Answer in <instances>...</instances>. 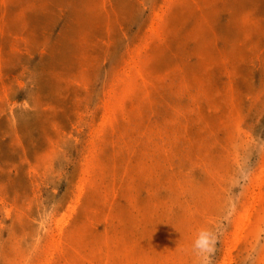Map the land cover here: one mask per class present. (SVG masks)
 <instances>
[{
    "label": "rangeland",
    "instance_id": "1",
    "mask_svg": "<svg viewBox=\"0 0 264 264\" xmlns=\"http://www.w3.org/2000/svg\"><path fill=\"white\" fill-rule=\"evenodd\" d=\"M0 264H264V0H0Z\"/></svg>",
    "mask_w": 264,
    "mask_h": 264
},
{
    "label": "clouds",
    "instance_id": "2",
    "mask_svg": "<svg viewBox=\"0 0 264 264\" xmlns=\"http://www.w3.org/2000/svg\"><path fill=\"white\" fill-rule=\"evenodd\" d=\"M200 244H201V240H197L196 247H200Z\"/></svg>",
    "mask_w": 264,
    "mask_h": 264
}]
</instances>
